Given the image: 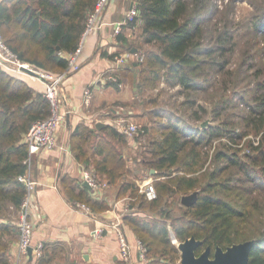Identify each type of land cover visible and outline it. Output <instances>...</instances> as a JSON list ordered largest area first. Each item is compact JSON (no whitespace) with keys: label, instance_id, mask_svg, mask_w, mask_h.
<instances>
[{"label":"trees","instance_id":"obj_1","mask_svg":"<svg viewBox=\"0 0 264 264\" xmlns=\"http://www.w3.org/2000/svg\"><path fill=\"white\" fill-rule=\"evenodd\" d=\"M97 2L1 0L0 32L22 62L63 72L68 66V55L80 44ZM209 3V0H136L141 14L138 36L130 41L126 32L118 35L120 50L131 52L137 48L142 56L136 60L138 93L144 89L143 84L176 87V94L185 97L178 106L189 114L191 121L200 122L191 128L176 113L178 110H156L155 115L166 121L159 125L160 135L140 150L141 163L149 172L155 170L151 174L154 177L162 173L171 175L168 170L175 166L189 176H171L172 183L157 181L155 187L160 193L150 200L144 192L138 195L139 186L127 177L130 169L123 148L129 141L115 125L104 124L99 128L97 124L83 122L70 136L76 160L88 168L94 162L97 176L118 186L119 198L138 197V202H129L130 212L125 219L145 244L151 264H179L181 250L173 244L171 230L179 239L192 235L203 239L198 253L209 245L212 255L217 245L227 248L234 242L255 239L248 264H264V214L258 213L264 212V68L258 74L256 93L249 98L254 102H247L246 111L237 114L240 121L230 119L228 109L232 103L225 96L210 98L213 103L210 108L201 102L199 93L209 92L217 85L220 73L230 72L229 18L218 28L219 34L211 35L208 46L205 43L203 22ZM259 5L264 9V0ZM136 20L139 19L127 24L129 28L134 29ZM156 100L155 97L150 102ZM50 112V101L44 92L33 89L23 78L0 66V264H14L10 250L20 236L19 210L26 186L18 175L26 171L24 160L29 153L24 137L35 120L46 118ZM205 116H210V122L203 126ZM142 129L151 130L148 125ZM217 140L221 146L214 151V167L199 175L207 162L204 148H211ZM247 148L251 151H244ZM63 178L66 196L74 203H86L93 211L111 207L107 199L94 198L92 190L79 179L68 174ZM248 182L251 188L246 187ZM198 188L197 201L191 206L182 204L179 192L183 195ZM232 194L243 196L234 200ZM139 209L160 216L150 219L139 215ZM47 249L44 244L45 252L38 264H52L53 258L55 264H78L60 244L50 258Z\"/></svg>","mask_w":264,"mask_h":264},{"label":"crops","instance_id":"obj_2","mask_svg":"<svg viewBox=\"0 0 264 264\" xmlns=\"http://www.w3.org/2000/svg\"><path fill=\"white\" fill-rule=\"evenodd\" d=\"M128 1L130 3L127 7ZM135 1H110L105 10L107 25L87 37L82 47L81 70L71 74L65 82L67 97L65 106L69 112L65 125L63 124L57 132L59 146L54 149L42 150L33 155L31 174L38 181L34 192L35 201L31 209L34 222V242H43L48 246L47 256L49 258L55 254L53 250L55 246L60 244L65 247L70 258L75 259L78 264H121L123 261L120 257L116 232L108 228L103 237L98 238L94 235L95 228L102 223L119 222L127 232L129 240L132 243L137 240V236L124 221L121 213L127 205L125 200L117 195L118 186L105 181L98 195L94 196L91 193L96 199L105 198L110 202L111 207L104 211L83 209L66 196L63 188V176L67 174L79 179L83 184L82 172L86 166L76 160L70 142L74 128L83 122L91 126L98 122L115 125L113 122L119 115L120 106L125 108V105H129L139 95L136 84H134L135 72L139 71V66L133 65L137 60L135 56L122 64H116L115 56H111L112 54L117 55L116 52L122 47L119 37L114 36L113 23L125 19L127 10L135 4ZM127 26L124 25L122 31L126 32L131 41L138 36L139 25L134 29ZM121 52L126 51L122 50ZM138 54L140 53H137L139 58ZM130 75L133 76L132 88L128 86ZM18 76L23 78L33 89L45 92L44 83L40 79L32 78L29 75ZM88 85L93 88V98L92 102L86 105L83 100L84 91ZM107 107H109V111L106 110ZM130 114L133 115V112ZM96 116H99V119H94ZM127 138L129 142L124 146L123 151L125 148L137 149L138 147L140 150V141L137 142L135 138L129 136ZM63 147L68 149L64 150ZM123 156L127 160L128 168L134 169L125 152H123ZM139 160L140 158L135 161ZM139 170L140 168L135 170L134 176ZM18 239L14 241L10 250L14 264L17 261ZM87 254L89 257L86 260ZM38 260L29 257L22 259L19 264H38ZM51 263L55 264L56 259L53 258ZM133 264H144L139 259L137 249L134 252Z\"/></svg>","mask_w":264,"mask_h":264},{"label":"rangeland","instance_id":"obj_3","mask_svg":"<svg viewBox=\"0 0 264 264\" xmlns=\"http://www.w3.org/2000/svg\"><path fill=\"white\" fill-rule=\"evenodd\" d=\"M209 2H210L209 3L210 6L207 9L208 12L207 19L206 20L204 19L203 22L205 35H206L205 43L206 46H208L211 40L210 39L211 35L219 34L218 28L220 29L224 25L225 19L229 18V23H230L229 28L232 29V33H231L230 42L228 43L229 51L227 55L230 58V62L227 65V69L230 72L227 73L226 75L224 74L221 75L220 73L216 79L217 85L214 88H211L209 92H202V93L200 92L199 97L201 99V102L205 103L206 106L210 108L213 105V103L209 102L210 98L217 97L218 99L225 96V98L229 99V102L232 103L230 104L232 106L228 109L231 117L230 119H235L237 121H240L239 118H237V114L246 111L247 102H251V103L254 102L252 100L250 101L249 98L256 93L255 92L256 84H257L256 82L259 80L258 74H260L264 68V9L263 8L260 9L261 5H259L262 2V0H209ZM129 3L130 1L126 3L127 7ZM259 20L262 21H260V23L258 22V24L256 25L257 21ZM139 23L140 20H136L134 26L135 27L138 26ZM152 47L153 46H148L147 48H152ZM121 51L122 50H120L118 53H121ZM133 56H135V59L141 60L140 56L139 58L137 57V54H134ZM128 80H129L128 86L132 88L133 76L130 75ZM143 86L144 89L141 90L140 94L135 99H133L134 100L133 102H130L129 105H125L126 110H124L125 114L127 115L130 121L139 124L141 127L144 125L145 126L148 125L151 128L150 131L145 130V132L143 131L142 133H139L138 135L132 137L135 138L137 142L138 141L141 142L140 150L145 148V146L152 139H156V137L160 135V131L158 130L160 127L159 125L161 122L164 123L166 121V119H164L163 117L155 115L156 110H167L169 112L170 111L176 112V110H178L176 113L179 114L180 116H183L185 121H187V123L191 128L197 127L199 125L200 123L199 121H195V120L191 121V119L189 118V114H184L183 108H181V106H178L181 104L180 102L184 100L185 97L183 95L176 94V90H177L176 87H170L169 85L164 83H158L155 87L146 84H143ZM155 97L157 98L156 102L155 103L150 102L151 100L155 99ZM106 110L109 111L110 110L109 107H107ZM130 112H133V115L130 114ZM98 117L99 116H96L94 119H99ZM205 122H207L206 124L210 122V116H205V120L203 123ZM91 141L93 144L95 142L94 138ZM244 142L238 146L242 147ZM219 145L220 143L217 140L211 146V148H204L203 153L206 157L207 162L204 168H202L201 171L198 172L199 175L201 174L202 171H205L206 169L210 170V168L214 167L213 154L215 149L221 146ZM137 149L125 148L123 152H125L127 158L130 159V164L133 166L135 170L140 168L136 176H134L135 173L134 169H130L127 175V177L133 179L139 186V191L137 192L138 195L143 193L142 191L143 187L141 185L144 184L147 180H152L154 182V185L156 186L157 181H161V180L170 181L171 176L178 177L183 175L186 176L190 175L185 170L175 166L174 168L168 170L169 172H171V175L162 173L159 174L157 177L151 176L150 172L146 170L147 167H145L142 163H139L140 160L135 161L136 159L137 160L139 159L140 150L138 149L139 150L138 151ZM244 151L246 152L251 151V149L247 148ZM89 168L93 170L96 174L94 162L89 165ZM97 178L100 181H102V183L103 182L105 183L106 181V180H102L101 177L97 176ZM169 183H172V180ZM246 187L251 188L252 187L251 183L248 182ZM156 189H157V194H159L160 190L157 187ZM194 190H200V188ZM194 190H191L186 194H192ZM198 193L200 194V191ZM179 194H180L179 197H181V201H182V197L186 194L182 195L180 192ZM241 196L243 195H240L239 197ZM232 197L234 198V200H240L238 196L237 197L233 196V194ZM244 197H246L245 194ZM122 198L125 200L126 205H128L130 201L138 202V197H136L134 200H132L130 196H122L121 199ZM230 198L231 197H228V199ZM241 199L245 200L246 198H241ZM262 201L264 207V198ZM129 212L130 209H122L121 212L124 217V221L126 223L127 221L125 219V216L129 214ZM137 213L141 216H147L150 219L157 218L158 216H160L156 212H149L148 210L144 211L141 209H139V212ZM258 213L264 214V212L261 211H259ZM168 222L170 223L171 220H168ZM171 236H172V242L176 247L181 240H184V238L179 239L178 237H176L174 235L173 230H171ZM204 249L205 247L201 251H203ZM180 256H181V251H180ZM180 260L181 259L178 260L179 263ZM121 264H130V263L122 262ZM149 264H151L150 260H149Z\"/></svg>","mask_w":264,"mask_h":264},{"label":"built area","instance_id":"obj_4","mask_svg":"<svg viewBox=\"0 0 264 264\" xmlns=\"http://www.w3.org/2000/svg\"><path fill=\"white\" fill-rule=\"evenodd\" d=\"M111 0H98L95 8L89 14V18L83 35L81 37L80 44L74 53L68 55V66L63 72H54L49 69H42L31 63H25L19 60L17 55L12 52L5 42L4 36L0 32V66L3 70L11 72L18 75H29L32 78H37L43 81L45 88V96L50 101L51 112L43 119L35 120L31 125L29 131L24 137V143L28 145L29 153L25 158V164L27 169L24 173L18 175V179L22 181L26 186V193L24 195V200L21 204L19 210V239H18V254L16 264H19L22 259H28L30 254L28 252L29 247L32 248L33 260H38L44 255V243L34 242V222L31 215V209L35 201L34 192L38 186V181L32 177V158L35 153L42 150L54 149L59 146L57 139V132L59 128L65 123L66 117L68 115V108L65 106L67 102L65 82L67 78L78 71L81 70V54L82 47L87 39V37L93 32L99 31L105 25H107V20L105 19V10L107 9ZM139 9L136 4H133L126 12L125 19L113 23L114 36L117 37L123 30L124 25L129 22L134 21L136 18L140 20ZM134 54L131 52H121L115 55L116 64L125 63ZM142 59V56H140ZM23 67L30 68L33 73L24 71ZM93 98V88L88 85L84 91V104L89 105ZM125 108L120 106L119 115L114 119L115 126L119 131L126 134L129 137H133L143 132L142 127L132 122L128 119L125 114ZM64 150L68 149L63 147ZM83 182L87 181L92 190V194L98 195L100 190L103 188L104 182L102 183L96 176L95 172L87 167H84L82 172ZM143 192L147 195L150 200L156 199L158 197L156 187L152 180H147L144 184ZM83 209L91 211L90 206L86 203H77ZM126 209H130L126 206ZM108 228L116 232L117 240L119 242V250L121 260L133 264L135 249L138 251L139 259L144 262V264H149V259L147 258V249L142 240L138 239L135 243L129 240L127 232L119 222L102 223L95 228V236L101 238L104 236L105 231Z\"/></svg>","mask_w":264,"mask_h":264},{"label":"water","instance_id":"obj_5","mask_svg":"<svg viewBox=\"0 0 264 264\" xmlns=\"http://www.w3.org/2000/svg\"><path fill=\"white\" fill-rule=\"evenodd\" d=\"M137 49H132L131 53L136 54ZM134 66L138 65V61L133 63ZM24 71H29L33 73V70L30 68H26L22 66ZM138 79V71L136 70L134 75V84L137 83ZM137 88V86H136ZM207 122L203 123L206 125ZM104 125L102 122H98L97 127L101 128ZM155 172L154 169L151 170V174ZM84 187L91 189L90 184L85 181L82 184ZM199 190H194L192 194H186L182 197V204L191 206L193 205L198 197ZM204 243V240L201 238H197L192 235L190 237L181 240L177 247L181 250V260L179 264H248L251 249L255 243V239H249L241 242H234L231 245L227 246V248L221 247L219 245L216 246L213 255H212V247L209 245L206 248L198 253L197 249ZM28 252L30 254V258L32 259V248L29 247ZM88 254L85 256V259H88Z\"/></svg>","mask_w":264,"mask_h":264}]
</instances>
